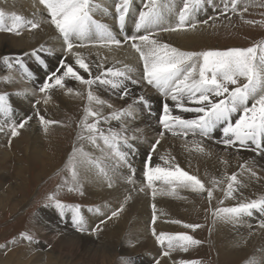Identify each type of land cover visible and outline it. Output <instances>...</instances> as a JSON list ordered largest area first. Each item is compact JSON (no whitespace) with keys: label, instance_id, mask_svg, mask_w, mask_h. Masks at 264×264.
Wrapping results in <instances>:
<instances>
[{"label":"snow or ice","instance_id":"6c2138e0","mask_svg":"<svg viewBox=\"0 0 264 264\" xmlns=\"http://www.w3.org/2000/svg\"><path fill=\"white\" fill-rule=\"evenodd\" d=\"M47 13V23H49L58 36L62 38L64 51L71 54L75 60V66L87 73L90 78L85 79L74 66L60 61V67L52 72L39 87V92L43 95V102L47 104L50 93L53 89L66 87V78L86 86V103L83 108V116L77 124L79 131L76 134L78 142L86 141L93 148L101 152V156L96 157L91 152L86 151L83 145H74L68 157L66 171L70 180L65 179L63 186L68 192H78L81 195L80 173L94 172L108 184L113 186V177L122 165H126L131 175L125 178L127 183H133L135 169L129 163V152L124 149H131L129 143L135 136H128L127 128L123 121L133 116L132 106L128 109H120L103 115L104 106L111 108V104L101 99L95 94L94 85L106 86L119 93V98L123 99L129 94L128 81L133 85L146 83L156 89L165 99H171L175 107L181 112L194 113V118L185 119L180 115H174L167 103L163 106L162 114L158 123L162 128L159 133L163 137L170 133L174 137L187 138L189 135L207 138L217 129L222 128V143L226 148L239 146L248 148L255 146V150L264 149V40L253 44L247 48H229L225 50H204V51H183L167 43H161L155 37L159 32H184L195 30L197 27L196 16L201 10L206 0H180L177 8L174 0H141L142 8L138 10V17L134 21V33L125 35L123 41L113 34L112 29L104 23L94 18L97 12L107 11L97 0H38ZM230 5V6H229ZM115 17L121 31L124 30L126 18L130 14L133 0H115ZM247 10L246 8L244 9ZM222 14L228 11L237 13L238 0H225ZM175 16V23L171 18ZM6 14L0 11V32L20 35L21 31L27 28L29 31L38 29V21L25 20L18 14L10 16V24L5 22ZM207 23V21H204ZM245 23H253L245 21ZM88 43H94L109 51L113 47L119 49L123 45H130V48L138 54L142 65V72L139 79L133 78L130 74L135 70L132 66L125 64L121 68L115 66L104 68L103 63L97 65L100 69L99 75L92 76V67L86 62L85 57L74 48H83ZM41 49L33 50L32 55L39 58ZM3 62L11 68L13 65L8 57L3 58ZM16 64L23 68V64L16 59ZM41 63H43L41 61ZM63 69L62 74L60 73ZM25 76H30L24 70ZM5 82H10L5 77ZM69 94H73L72 88H67ZM76 96L85 98V93L76 92ZM140 101L143 102L141 96ZM40 101L33 105L36 108ZM145 104L147 102H144ZM94 105L96 107H94ZM11 106L8 103L7 95L0 94V132L8 129L10 137L19 135V129H23L32 116H26L22 121L16 122L11 119ZM39 124L48 132L49 127L56 124V121L47 120L42 116L37 108L35 113ZM233 117H236L233 120ZM120 122L117 130L112 127L104 129L101 124H109L110 121ZM11 140H9V144ZM160 140H156L151 146L147 159L143 164V181L152 198L159 195L179 196L178 189L188 190L197 195L207 193V199L211 203L214 191L221 185L226 184L222 190L224 198L233 199L234 193L238 191L240 181L237 174L227 175L223 180L212 179L211 188H206L205 184L196 176L175 164L174 157L161 156L165 166L151 165L152 152L156 150ZM193 144H197L194 140ZM198 153H203L204 148L197 146L194 149ZM244 168L245 165H241ZM159 183L160 187H157ZM60 187L56 192L48 194L46 200L54 206L61 215L65 210L71 212L72 224L77 232L86 231L84 216L81 214L79 205H68L57 199ZM141 192L145 187L140 188ZM223 204V200L220 201ZM152 224L157 221L155 204L152 205ZM257 211L264 214V196L250 201L239 202L232 207H217L210 209L214 221L226 224H237L244 217H251ZM88 211H98L89 208ZM123 211V205L112 211L108 219L119 216ZM171 223L181 224L185 229L195 232L202 227L199 224L182 223L181 221H171ZM259 227L264 228V221ZM99 229H94L93 234ZM21 239L32 242L33 237L27 233H21ZM152 235L156 243L165 248L162 255L170 256L173 251L188 252L190 248L199 246L201 241L186 233H157L152 228ZM156 264H160L159 260ZM178 264H199L198 261H180Z\"/></svg>","mask_w":264,"mask_h":264},{"label":"bare ground","instance_id":"6f19581e","mask_svg":"<svg viewBox=\"0 0 264 264\" xmlns=\"http://www.w3.org/2000/svg\"><path fill=\"white\" fill-rule=\"evenodd\" d=\"M174 2L178 8L180 6V0H174ZM99 3H101L107 11L97 12L94 16L95 19L99 18L98 21L112 29L113 34L117 35L122 41L125 35L135 34L134 21L138 17V10L141 9V3L139 5L133 0L132 10L126 18L123 31L120 30L114 19L115 0H102ZM224 3L225 0H206V3L202 6L196 16L195 22L197 23V27L195 30L190 29L184 32L161 31L155 38L161 43H167L183 51H195L197 47L204 48L206 43L209 44V39H207L205 35L211 32L212 28H215L216 23L218 24L219 20L221 21V16L225 15L220 11L223 8ZM251 4L250 0H238L237 12L245 11L244 9H248ZM0 11L5 12L6 22L7 20H10L12 14H18L25 18V20L34 19L40 24L38 29L31 31L24 30L23 33L16 37L12 35L7 36L6 33L0 32V66L5 65L3 62L4 57H9V61H14L15 63L16 59L20 60L22 57H25L24 55H28V59L25 58L26 60L38 59L39 61L44 62L46 72L45 74L40 73V77H43V75L45 77L50 75L53 71H56L60 67L59 59L64 58V61L73 65L74 70H78V73L85 79L90 78L87 73H84L82 69H78V66H75L74 57L64 51L65 46L62 38H60L55 29L46 22L48 19L46 10L39 4L38 0H0ZM133 12H135V16H133ZM230 12L231 11H228L227 13ZM215 16H217L215 19L216 22L213 21L212 23L210 17L212 18ZM218 16L220 18H218ZM204 21H207V23H204ZM171 22L175 23V16L171 18ZM210 24H213L214 27ZM131 28L133 31H131ZM205 41L207 42L205 43ZM41 46H43V50L39 51V58L33 56V50L41 49ZM73 51L81 53L85 57L86 62L92 67V76L99 75L100 69L97 65L103 63L104 68L112 66L121 68L125 64L132 66L135 70L130 75L135 79L140 78L142 65L139 61L138 54L130 48V45H123L119 49L113 47V49L109 51L107 48L100 47L94 43H88V46L74 48ZM3 67L5 70V66ZM49 70L51 71L49 72ZM62 71L63 69H61L58 74H62ZM34 75V77L33 74L25 76L23 71V74L20 75L21 77H19V79L21 78L25 81H31L39 74L36 73ZM10 76L12 78H9V76L6 75L0 76V86L2 89H12V92L10 90L8 92V94L11 95L8 97L9 99L11 98L9 100L11 106L16 111V113L12 114V118H18L20 120L18 114H23V117H26L32 103V97L31 95L27 96V94H25V92H29L25 83L20 82L21 80H16L14 75ZM5 77H8L10 82H5ZM72 83L73 82L69 85H72ZM126 83L129 89V94L126 98L127 100H130V102L119 99V93L106 86L97 85L100 88H98L97 91H94L95 94L105 100L107 104L112 105L111 108H108L107 106L103 107L102 114L105 116L113 111L123 109L125 106L129 107V105H131L133 107V116L125 119L123 123L127 128L126 134L130 137L135 136L134 141H129L132 142L133 147L131 149H124L129 152V163L132 168L135 169V175L133 177L134 182L127 183L125 180L127 176L131 175L130 169L126 165H122L115 174L110 173L113 177L112 187H108L107 182L97 176L94 172L81 171L79 177L81 190L88 198V204L90 206L94 204V207L89 208L98 210L90 212L88 211L89 208H85L81 210V214L84 216L85 223L90 222L95 224L102 222L105 219V221H103L105 227L104 237L97 239L94 236L91 237L77 232L72 224L71 212L68 210H65L63 215L56 210H54V212L51 210H49V212H43V218L47 226L45 229H49L47 237L53 243V249L60 248L63 251L61 254H64L67 257V263L69 262V264L71 260L77 257H83L89 260L92 259L91 261L100 260L103 262L105 259L111 258L110 255L117 251L119 252L117 253L120 254L121 261H128L131 264H149V258H157L159 255L160 258L162 257L160 264H173L174 261H176V258L187 259L188 254L181 251H173L170 256L162 255L165 248L163 247V251L158 250L156 240L152 238V232L148 233V231H146V224L152 218V214H149L148 205L152 206L155 204L158 225L161 226L162 232L169 234L184 233L181 232L183 230H178V226L181 224L170 225L169 223L171 221H181L182 223L191 224V217L194 214V211L198 208V202H196V196L198 195L188 190L178 189V192H181L178 197H164L162 195L159 199H156V197L155 199L151 198V192L146 188L143 181V164L151 151V146L155 144L158 139L160 140V144L157 145L156 150L151 153L152 166H165L160 159L161 156L169 158L174 157L173 162L175 164L179 165L181 169L187 171L189 174L196 175L205 184L206 188L212 187L211 180L214 178L223 180L227 175L237 174L238 180L241 183L238 191L234 193L235 198H224L221 189L226 187V184H221L214 191L213 199L210 203L213 210L217 207L236 206L239 202L250 201L264 196V154L255 151L254 145V148L252 146H249L248 148H240L238 145L226 148L222 143L223 135L220 126H218L217 129L207 138L199 136L193 137L191 135L187 138L174 137L170 133H166L163 137L158 136V133L162 131V128L156 124V121L155 123L153 122L156 118L153 120L152 116L156 115V117L159 118L162 114L165 103L169 105L174 115H180L182 118L191 119L194 118L196 114L181 112L175 107V104L171 99H165V97L161 96L156 89L144 82L136 85H133L130 81ZM30 86L34 88L33 85ZM104 89L109 92H106ZM53 91L54 90H52L50 94V101L47 104L43 102V105L41 106L42 112L50 118L54 117V113H60L59 111L62 109H69L73 113L75 112V114L78 112L79 108L83 110L86 103V86H75L73 94H69L67 91L64 92L62 89L55 92ZM76 92L85 93V98L81 99L76 96L74 94ZM13 93L14 95H12ZM60 94L63 95V98H61L62 95L59 96ZM141 96L143 97V102H147L146 104L144 103L146 105V107L144 105V108L141 104H138L142 102L139 99ZM39 98L41 97H38V99ZM94 107L96 106L94 105ZM235 118L236 117H233V120ZM101 127L104 129L112 127L118 130L120 128V122L113 120L110 121L109 124L102 123ZM36 134H38V132ZM0 138H2L1 135ZM35 138L34 141L33 138L29 139L32 144H30L28 148L27 162H29L31 158L33 160L40 158V168L42 172H46L49 169V163L52 161L47 157V153H43V156H40L41 152L34 150V147L38 144L39 137L36 136ZM194 140L197 144H193ZM149 141H151L152 144L148 147L146 142L149 143ZM84 142V148L86 151L91 152L96 157L101 156L99 150L93 148L86 141ZM197 146H202L204 152H196L194 149ZM39 147L41 146L39 145ZM21 154L16 159H22ZM5 160L6 157L1 155L0 161L2 162L0 163L3 164ZM22 165L24 164L20 163L19 166L22 167ZM52 165L54 166V164ZM241 165H245V167L241 168ZM141 187H145L144 192L140 191ZM157 187H160L159 183L157 184ZM205 194L207 193L205 192ZM7 198L8 196H0V203L5 204L9 202ZM221 200H223V204H220ZM90 202H92V204ZM121 205H123V211H121L118 219H108L112 211L119 209ZM150 210H152V208ZM164 213L166 215L169 214V217ZM253 214H255L256 219L244 217L241 222L235 225L214 221L213 216H211V237L219 256L229 261H238L241 264H264V228L259 227L261 221H264V214L255 210ZM63 223L65 224L63 225ZM253 225H255L254 228H250ZM233 231H236V233H239L240 235L237 237H230V234ZM117 236H122L123 240L119 242V240L116 239ZM124 240L131 241L137 249L136 251L143 257L138 258V256H135L128 251L122 243ZM91 247L97 249L95 250L96 252L92 250ZM103 249L109 252V256L103 257L101 255ZM49 257L50 259H56L55 256ZM146 261L148 262L145 263ZM96 264L99 263L96 262Z\"/></svg>","mask_w":264,"mask_h":264},{"label":"rangeland","instance_id":"374dc122","mask_svg":"<svg viewBox=\"0 0 264 264\" xmlns=\"http://www.w3.org/2000/svg\"><path fill=\"white\" fill-rule=\"evenodd\" d=\"M101 1L102 0L99 1L97 0V2H101ZM134 1H136L139 5L141 3V0H134ZM250 1L252 4L250 5V7H248L246 11H240L237 13L230 12V13H226L225 15H222L221 21L220 20L219 22L217 21L218 24L216 23L215 28H212L211 31L212 33L209 32L208 34L205 35L207 39H209V44H207L206 43L207 41H205L206 43L205 47L204 48L197 47L195 52L204 51V50H225L229 48H247L249 46H252L253 44H256L264 40V0H250ZM140 7L142 8V3ZM133 16H135V12H133ZM216 18L217 16L212 18L210 17V21L213 23V21H215ZM218 18L220 17L218 16ZM96 19L98 20L99 18ZM245 21H252L253 23L249 24V23H245ZM10 22H11L10 20H7L6 24H10ZM211 26L214 27L213 24ZM24 30L27 31L28 29L25 28ZM24 30H22L21 33H23ZM4 33H6L7 36L8 35L9 36L12 35L14 37L18 36L16 34H10L7 32ZM24 56L25 57H22V59H20L21 63L23 64V68H21L19 64L14 63V61L13 62L9 61L13 65L11 68H9L5 63H4L5 65L0 66L1 68L0 76L6 75L9 76V78H12L10 75L12 76L14 75V78L16 80H21L20 82H23L27 85L25 86L28 88L29 92H25V94H27V96L31 95L32 103L30 105L29 112L26 116L33 117V119L29 121L28 125H26L27 127L25 126L23 129H19L20 130L19 135L16 137H10V133L7 128H5L4 132H0V135L2 136V138H0V156L3 155L6 157V160L3 162V164L0 163V196H4V197L8 196L7 199L9 201L5 204L0 203V264H16V263L69 264V262L67 263V257L64 254H61V252L63 251L60 248L53 249L54 245L47 237L49 233V229L48 228L45 229L47 226L45 224L43 214L45 212H49V210H51L52 212L56 210L58 212V210L54 206H51L50 202L46 200V196L48 194H52L56 192L58 186L60 187V191H59V195L57 196V199L60 200L62 203L68 205H79L81 207V210L89 207H94V204L91 206L88 204L87 201L88 198L86 197L83 191H82L83 193L82 195L78 192H68L67 187L63 186L64 180L70 179L69 173L66 171V164L73 146L74 145L80 146L81 144L83 145V147L85 146V142H78L76 140V134L79 131V129L77 128V124L83 116V110L79 108L78 112H76L75 114V112L73 113L69 109H64V110L62 109L61 111H59L60 113L57 114L54 113L53 115L54 117L52 118L44 114L42 112V107H41L43 105L42 103H43L44 94L40 93L38 89L42 85L45 78L47 77V76L44 77V75L43 77L42 76L40 77V73L45 74L46 67L44 65V62L41 63V61H39L38 59L35 60L33 59L34 61L32 59L26 60L28 59V55H24ZM59 60L64 61V58ZM3 66H5V70ZM25 69L27 70L28 73L33 74V77L35 76L34 74L36 73H38L39 75L36 76L37 78L35 77V79H32L31 81H25L21 78L19 79V77H21L20 75L23 74V71ZM50 71L51 70H49V72ZM15 75H17L18 77ZM71 82H73L72 85H69L71 84ZM65 83H66V87L62 89L64 92H66L67 88H72L74 91V87L80 85L78 82L73 80L71 81V79L68 78H66ZM29 84L33 85L34 88H32V86H30ZM98 88L100 87L97 85L93 86V89L95 91H97ZM5 89L6 88L2 89V87L0 86V94L7 95V97L11 96L10 94H8V92L9 90L12 92V89H6V90ZM53 90H54L53 92H55L61 90V88H56ZM12 95H14V93ZM61 95L62 94H60L59 96ZM38 97L41 98L38 99ZM61 98H63V95ZM10 99L8 98V103L11 106V103L9 101ZM38 100L40 101V103L36 105V108H34L33 105ZM123 100L130 102V100H127L126 96L123 98ZM142 107L144 108L143 104ZM37 108L40 114L41 115L43 114L42 116L45 115L44 116L45 119L47 120L51 119V121L57 122L56 124H53L49 127L47 133H45V131L39 124L38 119L35 116ZM11 109H12L11 112L12 120L19 122L24 119L23 114L20 115L18 113L17 114L20 120L18 118L13 119L12 114L16 113V111L14 108H12V106ZM123 109H128V106H125ZM152 118L154 120L155 117ZM3 119L4 117L1 116L0 120ZM155 121L156 120H154L153 122L155 123ZM156 124L159 125L157 121ZM20 132H23L24 134ZM37 132L38 134H36ZM36 136L39 137V139H38V144L34 147V150H36L37 152H41L40 156H43L42 155L43 153L44 154L47 153L48 154L47 157L52 161L49 163L48 166L49 169L46 172H42L40 168L41 165L40 158H37L35 160L31 158V160L27 162V154L29 150L28 148L30 144H32L31 141H29V139L33 138L34 141V138ZM9 140H11L10 144H9ZM131 140L134 141V139ZM206 141H210V140H206ZM19 142H20V146H19ZM129 143L132 145V142ZM146 144L149 147L151 146L152 142L149 141V143L146 142ZM39 145L41 147H39ZM20 154L22 155V159H16ZM18 163L19 165L20 163L24 165H22L21 167L18 165ZM52 164H54V166ZM180 193L181 192H179V194ZM204 194L205 193L196 196V200H197L196 202H198V208L194 211V214L192 215L190 221L191 224H199L202 227L198 228L195 232H193L191 231V229L183 228L182 225L178 226V230H183L181 232L192 235L195 239L201 241V244L199 246L190 248L188 251L189 253L185 252L188 254L187 259L176 258V261H174L173 264H178V262L180 261H198L199 264H241L238 261L226 260L218 255L215 244L213 243L211 237L210 223L212 221L211 219L212 213L210 209H212V207L207 199V194L205 195ZM163 196L167 197V195H163ZM161 197L162 195L158 194L156 196V199H159ZM90 203L92 204V202ZM151 208L152 206L148 205L149 214L151 213L153 215V208L152 210H150ZM166 216L169 217V214H167ZM250 218L256 219L255 214H253ZM113 219L117 220L118 217ZM103 221H105V219ZM103 221L95 224L86 222L85 223L86 231L83 232V234L91 237L94 236L97 239H101L102 237H104V233H105V227ZM156 223H155L156 226L153 225L151 218L146 224L147 225L146 231H148V233H151L152 228L155 227L156 232L158 234L161 233L162 232L161 226L158 225V221H156ZM64 224L65 223H63V225ZM169 224L176 225L175 223L173 224L171 222ZM254 226L255 225H253L250 228H254ZM94 229H99V230L96 231L95 234H93ZM233 232L230 234V237L232 236L237 237L238 235H240L239 233H236V231ZM21 233H27L31 235L33 237L32 242L21 239V235H20ZM152 238H154L155 240V237L153 235ZM116 239H118L119 242L123 240L122 236H117ZM122 243L126 247V249L130 251L133 255L138 256V258L143 257L142 255H139V252L136 251L137 249L135 248L134 244L131 241L124 240ZM157 248L158 250L163 251V247L158 244H157ZM91 249L94 251L97 250L93 247H91ZM117 252H113L112 255H110L111 258H107V259L104 258L105 261L103 262L100 260L91 261L92 259L89 260L87 258L77 257L71 260L70 264H96V262L99 264H131L128 261L125 262L121 261L120 254H118L119 252L118 253ZM101 253L103 257L109 256L108 255L109 252L107 250L103 249ZM49 256L51 257L55 256L56 259L55 258L50 259ZM159 256L157 258L155 257L149 258L150 259L148 260L149 264H156L157 260L161 262L162 257L160 258ZM115 258L118 259L116 260ZM148 261H146L145 263H147Z\"/></svg>","mask_w":264,"mask_h":264}]
</instances>
